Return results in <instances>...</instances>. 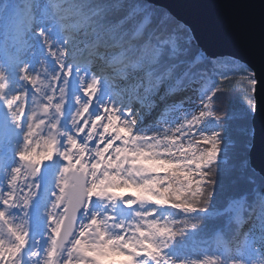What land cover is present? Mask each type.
I'll return each mask as SVG.
<instances>
[{
  "label": "snow or ice",
  "instance_id": "1",
  "mask_svg": "<svg viewBox=\"0 0 264 264\" xmlns=\"http://www.w3.org/2000/svg\"><path fill=\"white\" fill-rule=\"evenodd\" d=\"M250 8L235 5L222 41L254 42ZM0 24L16 53L0 63V264H264L248 61L209 52L155 0H0ZM259 49L264 61L262 0ZM225 68L247 96L229 191L214 105L236 72L212 78ZM206 231L217 251L186 255Z\"/></svg>",
  "mask_w": 264,
  "mask_h": 264
},
{
  "label": "water",
  "instance_id": "2",
  "mask_svg": "<svg viewBox=\"0 0 264 264\" xmlns=\"http://www.w3.org/2000/svg\"><path fill=\"white\" fill-rule=\"evenodd\" d=\"M240 0H155V3L171 9L177 16L191 24L200 43L209 52L215 54H236L242 56L257 71L261 80L257 87L256 99L260 106L255 117V123L259 127L264 120V61L261 59L259 49V15L260 0H244L251 5L249 15L254 21V42L241 48L231 43L222 41L221 29L235 11V5ZM264 2V0H262ZM261 146L259 139L254 152V158L260 157Z\"/></svg>",
  "mask_w": 264,
  "mask_h": 264
},
{
  "label": "trees",
  "instance_id": "3",
  "mask_svg": "<svg viewBox=\"0 0 264 264\" xmlns=\"http://www.w3.org/2000/svg\"><path fill=\"white\" fill-rule=\"evenodd\" d=\"M115 5L119 0H111ZM2 25V24H0ZM4 26V25H2ZM9 33V29L5 26L2 28L1 34ZM7 37L9 36L6 35ZM88 52L85 49L84 57L87 58ZM9 59V56L7 55ZM222 72H236L235 80L228 84V90L221 96L217 98L214 105L217 114L222 116L223 131L222 136L224 137L221 142V159L222 161H227V163H221V173L220 181L224 186L225 191L230 190V180H231V165L234 163V155L239 152L242 147L243 132L242 129L245 125V120L243 118L244 112L246 111L247 96L243 91V87L239 84V73L235 69H220L217 74L212 78L216 81L221 79L220 73ZM218 198L217 204H221L223 197L220 195V189L218 188ZM217 225H221L222 221L217 220ZM213 235L210 231L199 233L191 237L187 241V246L185 249V254L189 256L200 255L203 258V254H212L213 248Z\"/></svg>",
  "mask_w": 264,
  "mask_h": 264
},
{
  "label": "rangeland",
  "instance_id": "4",
  "mask_svg": "<svg viewBox=\"0 0 264 264\" xmlns=\"http://www.w3.org/2000/svg\"><path fill=\"white\" fill-rule=\"evenodd\" d=\"M2 28H4V26L0 25V39L2 38V40H0V63L7 62L16 54L10 30L8 33L9 36L7 37L6 35H8V34H6V35H5V33L1 34ZM82 54H84V52ZM6 55L9 56V59L7 58ZM217 247L218 246L216 244V241H215V239H213L212 251L216 252Z\"/></svg>",
  "mask_w": 264,
  "mask_h": 264
}]
</instances>
